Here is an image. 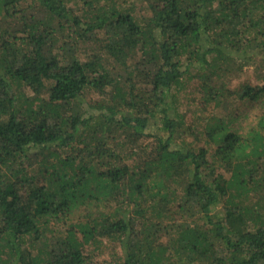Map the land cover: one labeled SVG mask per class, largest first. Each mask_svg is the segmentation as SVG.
Here are the masks:
<instances>
[{
    "label": "trees",
    "instance_id": "16d2710c",
    "mask_svg": "<svg viewBox=\"0 0 264 264\" xmlns=\"http://www.w3.org/2000/svg\"><path fill=\"white\" fill-rule=\"evenodd\" d=\"M125 1L0 0V264H264V0Z\"/></svg>",
    "mask_w": 264,
    "mask_h": 264
},
{
    "label": "rangeland",
    "instance_id": "374dc122",
    "mask_svg": "<svg viewBox=\"0 0 264 264\" xmlns=\"http://www.w3.org/2000/svg\"><path fill=\"white\" fill-rule=\"evenodd\" d=\"M117 1L122 2V0H117ZM143 5L144 4H142L140 0L136 4L134 3V0H126L125 3H122V4L119 3V6H122L123 8H127V9L130 8L131 10H134L137 16H147L146 10ZM84 48H85V52H82V54H86V51L89 49L88 46H85ZM259 74L260 73L253 71L251 67H248L243 71V73H241L240 78H243L245 76H250L251 81L254 82L259 78L260 76ZM196 82L197 80L194 77H192V79H190V76L186 77L185 82H184L185 85L182 88H180L181 91L178 92L177 105H178V111H180L181 113L187 112L189 108L192 109L194 107L199 106L198 105L199 99L195 97L194 102L192 101L193 97L197 96V95H194V89L196 86ZM89 94L90 95L88 99L91 97V98H95L94 101L98 100V97L96 98L94 95H92V93H89ZM245 111L243 115L244 120L241 123L240 128H242L243 131L246 132V130L248 129V124L253 123L256 120L259 113H258V110L253 109L251 107L247 108V110Z\"/></svg>",
    "mask_w": 264,
    "mask_h": 264
}]
</instances>
